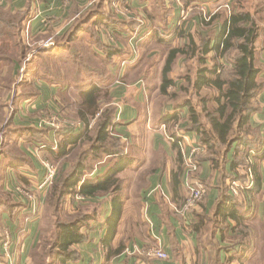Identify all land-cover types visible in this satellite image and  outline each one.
<instances>
[{"label":"crops","instance_id":"1","mask_svg":"<svg viewBox=\"0 0 264 264\" xmlns=\"http://www.w3.org/2000/svg\"><path fill=\"white\" fill-rule=\"evenodd\" d=\"M168 1L164 0V7L161 6L171 12L167 30L158 26L164 36L153 30L155 39L136 41L135 58L129 35L118 30L117 54L112 56L109 69L115 80L109 93L117 109L110 134L121 138L126 150L122 156L107 155L100 163H94V172L87 179L93 184L103 183L106 190L84 200L76 196L73 211L79 205L88 206L84 213L89 220L81 230L86 235L85 242L72 247L78 260L68 264H264V156H259L262 159L256 162L257 184L235 197L229 189V178L237 174L233 167L234 148L220 157L203 150L198 170L188 175L185 153L200 145L201 137L188 130L189 108L180 93L185 58L181 57L174 65L176 72L171 78L175 87L166 93L161 88L163 68L171 49L183 47L191 33L205 36L209 30L219 33L221 29L219 20L206 28L202 13H189L187 22L181 23L182 12L197 5L214 16L233 0H184L185 8L176 3L169 5ZM93 4L94 0H1L0 30L11 27L7 20L12 19L18 25L29 19L25 31L30 47L33 40L34 46L43 45L50 38L72 31L76 20L88 13ZM131 4L144 18H154L151 11L157 8L149 2L132 0ZM108 26L96 28L99 33L115 29L112 24ZM143 32L144 29L141 36ZM158 38H165L170 50L161 59L160 74L149 78L153 60L163 54L164 43ZM257 56L264 69V39L258 44ZM22 65L23 62L14 61V79L19 77ZM30 80L35 81V93L24 90L21 97V89L0 91V102L4 105L0 119L8 117L11 121L10 133L3 137L0 132V264H34L51 189L47 192L39 189L45 175L44 162L53 161L62 140L86 132L87 122L81 119L82 113L89 121L88 129L92 124L85 103L80 116L77 115L79 129L56 132L48 116H60L64 109L60 89L37 81L35 74ZM260 81L264 83V71ZM255 102L260 110L251 117L250 125L264 135V90ZM258 155H264V146L255 159ZM68 157L58 159L61 163L58 176ZM70 165L66 164V169ZM195 184L206 188V196L189 211H183L189 188ZM150 248L161 249L169 256L168 260L147 257L144 253Z\"/></svg>","mask_w":264,"mask_h":264},{"label":"trees","instance_id":"2","mask_svg":"<svg viewBox=\"0 0 264 264\" xmlns=\"http://www.w3.org/2000/svg\"><path fill=\"white\" fill-rule=\"evenodd\" d=\"M107 1L109 0H94L90 12L80 15L72 31L54 38L52 48L37 47L40 49L37 50L36 54L34 53L36 49L34 52L32 51L34 47H30L26 37L25 29L29 19L18 22V25L12 19L7 20L6 24L12 23L11 27H4L0 32L18 28L19 41L17 49L10 50L13 52L12 54L0 49V65L7 64L8 66V70L4 68L0 73V78L7 83L0 85V91L6 93L14 90H11V85H9V83L16 80L13 74L14 61L22 63L27 55L32 52L34 55L32 54V58L28 61V73L26 74V81H24L25 87L20 88L21 97L24 96V90L31 93L36 92L35 81L27 79L29 75L35 74L37 80L40 78L47 81L48 78H51L53 82L58 81L61 77V66L64 63V58H69L70 52L73 53L75 58L74 68L76 73L80 72L79 75L84 74L82 73L84 68L88 69V65H84V63L87 64V59L84 57L86 55H81L77 51L76 53L74 49L72 50L73 47L71 48V46L76 37L73 33L89 30L90 39H93L95 36L93 27L96 28L98 25L105 24L109 27L108 25L113 23L112 14L105 12L102 14ZM262 8L264 6L253 12L245 8L240 0H236L230 11H226L224 8L211 16L208 22L205 18H202L203 25L206 28L219 20L221 26L219 33L209 31L205 36L198 32L191 33L187 37V43L181 48L170 50L168 49L170 46L164 42L166 39L158 38V41L164 43L162 50L165 53L170 50L167 53L162 72V91L166 93L170 87H175V81L171 78V73L175 70L176 61L181 57L185 58L186 63L180 73V79L184 82L181 84L180 93L185 97L184 103L189 108L190 126L188 130L196 132L201 137L200 145L207 154L210 153L213 156L220 157L221 154L225 155L234 148L233 167L237 174L236 177H230L229 180L240 181L244 184L252 182L255 185L258 181L256 162L261 158L259 156H264L258 155L255 159L256 153L264 146V135L259 130L252 129L250 125L251 117L260 110L255 100L264 90V83L260 81V75L264 69L258 63L257 56L258 44L264 39V9ZM259 16H262L260 22H258ZM114 22L112 24L115 27L114 30H119L116 25L121 29L126 26L122 21ZM162 28V30H167L166 23ZM136 30L137 28L132 32ZM106 31L104 30V32ZM130 32L129 30L128 35L131 34ZM101 40L95 36L89 51L97 59L102 60L108 70V67L112 64V56H115L117 52L115 46L103 42V38ZM192 61L196 64L194 71L186 72V66ZM92 69L90 75L96 76L95 73L98 72V69L96 67H92ZM85 76H87L86 72ZM107 76V79L112 80L113 84L115 80L110 70L107 71ZM91 90L97 91L96 88ZM109 90L105 92V97L108 99L106 100L107 106L104 109H102L101 102H99L102 98V90L96 93H82L83 101L81 100L79 103L78 115L80 116V108L86 103L85 107L89 111L88 114L94 116L95 125L91 130H88L89 121L85 116L83 117L82 113L81 119L87 122L86 134L81 132L76 137H67L59 143L58 151L54 153L57 154L54 156V163H58L59 158L69 156L65 159L67 161L65 163L68 166L69 163L71 164L69 169H66V164H63V170H61L48 195V204L54 207L57 213L66 202V197L69 194V196H72L71 192L74 190H76V195L72 198L73 206L76 196L84 200L88 196H96L98 192L106 190L103 183L93 184L87 179L94 172L93 170L96 167L94 163L99 162L107 155L122 156L126 150V145L122 142V139L115 138L110 134V128L113 126L117 109L112 105ZM172 96L181 95L173 94ZM0 105V115H2L1 110L4 109V105L1 102ZM10 125L11 121L8 117L7 119L1 117L0 126H4L3 129H5L3 137L6 132L10 133ZM83 136L84 139H82ZM172 137L177 139L175 135ZM252 152L255 155L251 157ZM92 155L94 156L93 159ZM251 159L253 162H251ZM200 160L202 158L198 157L197 162H200ZM91 163L93 165H90ZM249 172L251 173L250 177ZM72 214L74 217H70L68 222L61 221L57 223L53 244L49 252L43 254L45 260L43 262L42 259L41 264L77 262L78 253L72 247L85 242L86 235L81 230L85 227L89 218L84 210L81 211L79 207ZM118 216L119 214L116 213L115 218H118ZM38 251L39 253L42 252L40 245L36 248L33 261L37 259L36 257L43 256H37L36 252ZM49 259L52 262L45 263Z\"/></svg>","mask_w":264,"mask_h":264},{"label":"rangeland","instance_id":"3","mask_svg":"<svg viewBox=\"0 0 264 264\" xmlns=\"http://www.w3.org/2000/svg\"><path fill=\"white\" fill-rule=\"evenodd\" d=\"M131 1L132 0H109V1H107V4H106L104 10L102 11V14H104V12L107 8L105 13L112 14L113 19H114V20L112 19V21H113L112 24L115 23L114 21L124 22L126 24L124 29L119 28L118 25H116V24L115 25L119 30L124 31L125 34H127V35L129 34V30H130L131 34L129 35V39H131L132 37H135V38L131 39L132 42H135V40L140 41V39L143 42L148 41V40L151 41L152 39H155L154 36H156V35H152V32L156 31V33L158 34L159 31H161V29L158 28V26L161 25L162 27H164L165 23L167 24L166 20L168 19L169 15L171 13L170 10L166 11L167 9H163L161 7V6L164 7V0H145L146 2H149L154 7L157 8V10L153 9L151 11V15L154 17V18L152 17L153 19H151V18L148 19L147 17L144 18L142 16L143 14L142 15L140 14L139 9H135L134 7H132ZM240 1L242 2V5L245 8H247L253 12H256L258 10V8L264 6V0H240ZM235 2H236V0H233L232 3H230L228 5V7H226L227 9L225 8V10L230 11L234 7ZM168 3H169V5L176 3L179 6H182L183 8H185V5H186L184 0H172V1L170 0V1H168ZM156 5H158V6H156ZM262 9H264V8H262ZM90 10H89V12H90ZM185 10H187V9H185ZM189 13H191V15H193V14L197 15V14L202 13V14H204V18H205V20H207V22L211 18V15L207 14L203 7L197 6V5H191L190 11L184 12L183 17L181 16L182 17L181 23L187 22V20L189 18ZM261 14H263V13H261ZM147 15L150 16L149 14H147ZM156 17L158 19H155ZM261 17L260 16L258 17V22H260ZM139 22H140V24H139ZM181 23H180V25H181ZM137 24H138L139 28L137 27ZM140 25H141V27H140ZM74 26H73V28H74ZM136 28H137V30L135 32H132V30H134ZM17 29L18 28L7 29L6 31L0 32V36H1L0 37V49L5 50L9 54L13 53L10 50H16L17 49V45H18V41H19V38H18L19 33H18ZM143 29H144L143 36H141L140 32ZM153 30H155V31H153ZM209 31H211V30H209ZM93 32H94L96 38H99L101 40L102 36H103L104 37L103 42H105V43L109 42V45H112V46L116 45L117 40H118V36L120 35L119 34L120 32L118 30H113V31L107 30L106 32L101 31L99 33V31L95 27H93ZM212 32H214V31H212ZM147 33H150V35H152V36L149 35L150 36V37L148 36L149 38L146 37ZM73 34H75L76 37L72 43L71 48L73 47L72 50L74 49L75 52L77 51L81 55H83V54L86 55L84 57H85V59H87V64L84 63V65L85 66L88 65L87 66L88 69L84 68V71L82 72L84 74H82V75H79L80 72L77 74L76 70L74 68L75 58L73 56V53L70 52V54H69L70 57L69 58L67 57V59H66V57L64 58V63L61 66V69H62L61 77L58 81L53 82V80L51 78H48V77H47L48 82L44 81L40 78H38L37 81H40V82L43 81L45 83H48V85H50V86L56 85V87L58 89H60L59 99H60V101L64 107L63 111H61L60 116L66 118V119H69L68 121H70L72 123L79 124L80 120L77 118V115H78L77 109L79 108V103L81 102L82 97H83L82 93H87V92L96 93V92L102 90L101 91L102 98L99 100V102H101L102 109H104L107 106L106 100L108 98L105 97V92L108 91V89L110 87H112V80L107 79V77H108L107 71L111 68L112 65H110L108 67V70H107V66H105L103 64V61L100 59H97L93 55V53L89 51L90 46L92 45V41H93V39H95V36L93 39H90L91 34L89 33V30H84V33H78L76 31ZM139 34H140V38L138 40ZM25 41H26V38H25ZM52 41H54V39ZM150 41H148V42H150ZM32 42H33L32 46L34 47V48H32V51H35V49H36V51L34 52L36 54L37 50L40 49L37 47H40L43 45L39 44V45L34 46V43H35L34 40ZM6 44H9V45H6ZM5 46H7L8 48ZM22 46H23V44L21 45V47ZM11 47H13V48H11ZM162 52H163V54L161 57L158 56L156 59L153 60L154 65H152V67L149 69V71L150 70L152 71L151 76L149 78H155L156 75L160 74L161 59L165 55L163 50H162ZM33 55H29L23 61V65H22V69H21V72L19 74V77L13 83H9V85H11V90L12 89L15 90L18 88L20 89L22 87H25L24 81H26V74L28 73V61H30V59L32 58ZM65 55H67V54H65ZM147 63L150 64L151 62L147 61ZM142 66H143V63H142ZM92 67H96L98 69V72L95 73L96 76L90 75V71L93 70ZM195 67H196V64L194 63V61L188 63V65L186 66V72H188V71L193 72ZM4 68L5 69L8 68L7 64H1L0 65V71H2V69H4ZM81 70L82 69L80 68V71ZM102 70H103V72H102ZM34 71L37 72L36 69H34ZM85 72L87 73V76H85ZM173 72H176V71L174 70ZM30 76L31 75L27 76V79H30ZM3 81L4 80L2 78H0V85L7 84ZM92 88H96L97 91L91 90ZM2 93H5V92H2ZM10 102H11V100H9V102H8V105H7L8 107L10 105ZM91 113H92V111H91ZM48 117H49L50 121H54L56 115L53 114V115H49ZM93 117L94 116H91L89 118L90 121H92L91 122L92 124L90 125L88 130H91L92 127L95 125V119H93ZM3 128H4V126L0 127V132L2 134L5 131V129H3ZM85 134H86V132H85ZM85 134H84V136H85ZM84 136L82 137V139L85 138ZM197 146L202 148L201 145H197ZM129 147L130 146H128V150H129ZM52 149H53V146H52ZM48 161L53 162L51 160H48ZM100 162L101 161H99L98 163H100ZM55 164L57 165L58 172H59L61 169V167H60L61 163L58 162ZM198 164H199V162H198ZM198 168H199V166H198ZM71 194H72V196H69L70 195L69 194L66 197V199H65L66 202L64 201L65 203L60 208L59 213H57L55 211L54 207H52L51 205H48L46 216L44 219V224H43L44 229H43V234H42V240H41V244H40V248H41L42 252H40V253H39V251L36 252L37 256L43 255V254L49 252V250L51 249V246L53 244V240L55 238L57 223L61 222V221L62 222H68L70 220V217L71 218L74 217L72 214L73 213V207H74L72 204L73 203L72 198H74V196L76 195V190L71 192ZM79 208L81 209V211L82 210L88 211V209H87L88 206L79 205ZM36 258L37 259H34V261H33L34 264H41L42 259H43V262L45 260L44 255L36 257ZM51 262H52L51 259L45 261V263H51Z\"/></svg>","mask_w":264,"mask_h":264},{"label":"built area","instance_id":"4","mask_svg":"<svg viewBox=\"0 0 264 264\" xmlns=\"http://www.w3.org/2000/svg\"><path fill=\"white\" fill-rule=\"evenodd\" d=\"M0 3H1V0H0ZM183 13L184 12H182V17H183ZM139 24H140V22H139ZM140 27H141V25H140ZM161 33H162L161 35L164 36L163 32H161ZM132 38H135V37H132ZM52 40H53L52 38L48 39L43 44V47L44 48H52L54 45L53 44L54 42ZM136 43H137L136 40H135V42H132L133 53H134L133 57L134 58L136 57V53H137ZM68 120L69 119H66L62 116L56 115L54 121H50V122H51V124H52V126L56 132L65 131V130L72 131V130L79 129L80 124H75V123H72ZM56 147H57V142H55V144H54V149H56ZM202 153H203V149L200 148L199 146H192V147H190L189 152L187 154L185 153L184 159H185V166H186V170H187L188 175L191 173H195L198 170L197 159ZM44 168H45V175L43 177L42 182L39 184V189L41 191L47 192L52 187V185L55 183V181L57 180L58 167L53 162L45 161L44 162ZM250 176H251V173L249 172V177ZM252 187H253L252 182L244 184L240 181H231L229 189H230V193L233 196H238L242 191L252 189ZM17 189L19 192H21L20 188H17ZM189 190H190V195H189V197H188V199H187V201L183 207V211H189L194 206H196L197 204L202 202L206 196V188L203 185H200V184L191 185ZM27 197L30 199H33V196L30 194H28ZM144 254L147 257L157 259V260H161V261L168 260V258H169V256L159 248H150V249L146 250Z\"/></svg>","mask_w":264,"mask_h":264}]
</instances>
